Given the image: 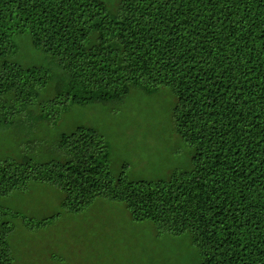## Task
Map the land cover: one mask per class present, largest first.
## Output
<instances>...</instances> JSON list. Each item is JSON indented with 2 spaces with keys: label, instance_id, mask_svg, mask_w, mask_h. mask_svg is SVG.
Masks as SVG:
<instances>
[{
  "label": "trees",
  "instance_id": "trees-1",
  "mask_svg": "<svg viewBox=\"0 0 264 264\" xmlns=\"http://www.w3.org/2000/svg\"><path fill=\"white\" fill-rule=\"evenodd\" d=\"M110 1L0 0V132L18 118L56 126L74 106L168 88L193 169L114 179L108 144L79 126L60 135L50 162H0V199L30 182L60 189L69 212L106 198L160 234L188 233L199 264H264V0ZM19 35L52 69L9 60ZM7 218L29 230L47 224L0 207V264L12 261Z\"/></svg>",
  "mask_w": 264,
  "mask_h": 264
},
{
  "label": "rangeland",
  "instance_id": "rangeland-1",
  "mask_svg": "<svg viewBox=\"0 0 264 264\" xmlns=\"http://www.w3.org/2000/svg\"><path fill=\"white\" fill-rule=\"evenodd\" d=\"M117 0H111L109 8ZM113 2V3H112ZM17 51L9 58L23 67L51 68L50 57L35 50L27 35L14 38ZM55 72V71H54ZM54 83L40 92L47 100ZM175 99L168 88L147 95L132 89L120 102L74 106L56 126L45 122L0 132V162L31 160L42 164L58 158V140L79 126L95 130L110 148L109 172L116 179L157 181L173 172L193 169V149L176 135L172 120ZM60 189L30 182L24 191L0 199V207L33 221L27 229L20 218H7L11 264H199L200 254L190 235L160 234L148 222L131 219L126 205L96 198L80 212L63 208Z\"/></svg>",
  "mask_w": 264,
  "mask_h": 264
}]
</instances>
